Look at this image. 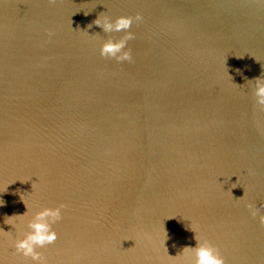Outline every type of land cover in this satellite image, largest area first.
<instances>
[{
  "label": "water",
  "instance_id": "water-1",
  "mask_svg": "<svg viewBox=\"0 0 264 264\" xmlns=\"http://www.w3.org/2000/svg\"><path fill=\"white\" fill-rule=\"evenodd\" d=\"M137 12L132 59L101 56L124 32L88 25ZM261 74L264 0H0V228L64 203L48 264H189L190 225L264 264Z\"/></svg>",
  "mask_w": 264,
  "mask_h": 264
},
{
  "label": "clouds",
  "instance_id": "clouds-1",
  "mask_svg": "<svg viewBox=\"0 0 264 264\" xmlns=\"http://www.w3.org/2000/svg\"><path fill=\"white\" fill-rule=\"evenodd\" d=\"M134 20L136 22H141L143 20L142 14L137 12L134 17L131 15L118 16L115 20H112L108 16H101L99 14L97 18L88 25L89 28L92 24L98 25L102 27L105 33L114 31L124 32L123 38L114 40L109 37L101 44V56L113 58L117 62L130 61L132 59L131 50L126 49V44L127 41L134 35L131 31H129ZM248 81L252 82L253 96L256 104L264 107V75L261 74ZM234 185V187L237 186V184ZM244 195L238 198H243ZM0 201H2L0 204L4 203L2 199H0ZM23 202L26 205L27 211L23 214L6 216L8 217V220L4 223L12 225L13 228H16L18 221L20 223H24L26 221L28 230L22 232V238H20L21 233L19 231L17 232L16 238H12L11 230L4 231L3 228H0V236L8 237L12 242L15 252L22 255L26 261H30V264H48L46 257L39 249L53 244L57 240V232L54 230L53 225L63 219L62 210L65 209L67 205L60 203L53 207H43L42 209L36 211L31 218H28V205L24 200ZM245 206L250 210V214L252 216L257 217L259 222L264 224V213L261 212V208H264V204L257 206V204L249 202ZM190 227L195 233L194 239L196 244L194 246H185L182 252L171 257H184L187 255L190 257L189 264H225V259L220 254L217 246L209 240L203 239L192 225H190ZM0 264H3L2 260H0Z\"/></svg>",
  "mask_w": 264,
  "mask_h": 264
}]
</instances>
